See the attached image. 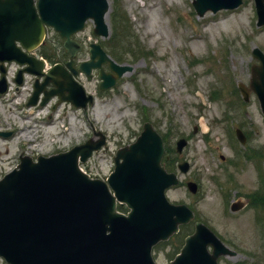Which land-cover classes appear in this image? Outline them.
<instances>
[{
	"label": "rangeland",
	"instance_id": "rangeland-1",
	"mask_svg": "<svg viewBox=\"0 0 264 264\" xmlns=\"http://www.w3.org/2000/svg\"><path fill=\"white\" fill-rule=\"evenodd\" d=\"M192 1L108 0L110 36L94 37V24L88 21L73 37L83 46L77 65L90 59L89 44L97 42L132 71L104 91L98 88L96 71L91 77L79 73L76 81L95 98L86 110L58 103L57 97L27 108L34 78L25 76L16 91L17 68L10 65L9 91L0 95V131L10 133L0 136V179L19 164L22 153L36 159L68 151L95 139L93 129L107 136L108 148L94 154L83 169L105 178L114 169L116 151L151 122L171 148L180 138L188 140L182 154L172 155L176 166L188 161L190 172L180 175L181 185L170 189L167 198L191 207L196 220L237 251V257L219 264H264V114L255 94L245 102L238 87H250L252 66L259 64L252 52L259 48L264 53V27H257L254 0L203 17L197 16ZM115 14L121 17L118 32L111 21ZM45 41L47 50L54 44L59 48L51 57L65 58L63 39L56 32L51 29ZM34 54L39 57L38 51ZM236 128L247 137L244 145ZM187 180L198 183V193L188 192ZM233 203L243 207L233 213ZM176 252V245L166 242L153 256L158 264H167ZM0 264L7 263L0 258Z\"/></svg>",
	"mask_w": 264,
	"mask_h": 264
},
{
	"label": "water",
	"instance_id": "water-1",
	"mask_svg": "<svg viewBox=\"0 0 264 264\" xmlns=\"http://www.w3.org/2000/svg\"><path fill=\"white\" fill-rule=\"evenodd\" d=\"M242 2L194 0L193 5L198 15L204 16L208 11L235 9ZM255 2L258 26H263L264 0ZM108 10L107 0H38L37 5L34 0H0L1 70L5 72V62L16 61L27 65L25 71L42 76L43 62L22 49L30 52L42 43L45 24L66 39L65 47L74 56L79 46L71 36L82 30L89 18L95 22L96 35L108 36ZM91 55L93 61L82 64L80 69L90 74L92 68H100L102 89L115 85L132 70L115 64L99 45H92ZM253 56L260 65L253 68L251 87L264 113V54L255 49ZM103 63H109L116 76L105 74ZM68 66L71 68V64ZM47 80L61 86V100L84 109L93 102V97L86 96L83 87L73 83L60 65L52 68ZM4 82L3 77L1 93L6 91ZM241 91L247 101L249 91L242 85ZM39 93L37 89L32 104L37 103ZM51 96L47 93L42 105ZM238 137L245 142L241 131ZM103 144V139L90 140L66 153L40 156L37 162L22 157L19 168L0 180V256L9 264H156L152 247L168 239L179 224L192 219L186 206H175L166 198V189L177 185L178 178L162 165L163 140L150 123L144 125L134 143L118 150L108 183L91 179L79 166ZM186 144L185 139L179 140L178 152ZM180 169L187 172L188 164H181ZM192 189L195 191V186ZM116 200L129 207V215L117 213ZM196 227V233L186 239L181 254L171 264H217V258L226 253L206 227L200 223ZM209 245L215 246L213 254L208 252Z\"/></svg>",
	"mask_w": 264,
	"mask_h": 264
},
{
	"label": "bare ground",
	"instance_id": "bare-ground-1",
	"mask_svg": "<svg viewBox=\"0 0 264 264\" xmlns=\"http://www.w3.org/2000/svg\"><path fill=\"white\" fill-rule=\"evenodd\" d=\"M30 114H32V112H31ZM18 130H19V126L17 125L16 129H13L12 131L15 133V132H17ZM26 138H27V139H30V136H29L28 134H26Z\"/></svg>",
	"mask_w": 264,
	"mask_h": 264
},
{
	"label": "trees",
	"instance_id": "trees-1",
	"mask_svg": "<svg viewBox=\"0 0 264 264\" xmlns=\"http://www.w3.org/2000/svg\"><path fill=\"white\" fill-rule=\"evenodd\" d=\"M172 150H171V148H168V153H170ZM168 165H170V163L168 164V162H167V166Z\"/></svg>",
	"mask_w": 264,
	"mask_h": 264
},
{
	"label": "flooded vegetation",
	"instance_id": "flooded-vegetation-1",
	"mask_svg": "<svg viewBox=\"0 0 264 264\" xmlns=\"http://www.w3.org/2000/svg\"><path fill=\"white\" fill-rule=\"evenodd\" d=\"M121 208H123L122 206H121ZM230 248H231V245L230 244H227Z\"/></svg>",
	"mask_w": 264,
	"mask_h": 264
}]
</instances>
